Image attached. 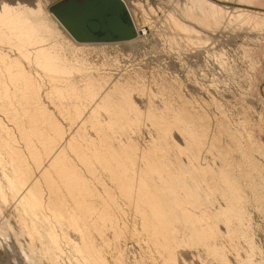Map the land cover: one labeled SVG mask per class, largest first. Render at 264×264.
<instances>
[{"label":"bare ground","instance_id":"1","mask_svg":"<svg viewBox=\"0 0 264 264\" xmlns=\"http://www.w3.org/2000/svg\"><path fill=\"white\" fill-rule=\"evenodd\" d=\"M36 3L0 5V210L9 208L17 232L28 236V257L35 264L64 258L69 264H179L185 248L200 247L213 264H263L252 211L264 215V147L246 120L240 132V125L221 119L231 136L223 145L192 104L181 108L168 98L138 104L139 73L100 72L63 30V13L54 10L84 0H57L50 9ZM223 9L210 0H186L178 10L182 19L168 17L193 36V25L205 33L216 29ZM235 13L264 25L258 13ZM68 32L78 42H105ZM214 144L218 163L205 159ZM128 239L141 246L130 261Z\"/></svg>","mask_w":264,"mask_h":264},{"label":"rangeland","instance_id":"2","mask_svg":"<svg viewBox=\"0 0 264 264\" xmlns=\"http://www.w3.org/2000/svg\"><path fill=\"white\" fill-rule=\"evenodd\" d=\"M16 1H21V3L25 4L30 3V6L33 3L37 4L36 2H40V4H43L41 5L42 7L46 8L48 6L49 8L47 7L46 9H50V5L57 0H0V5L3 2L14 3ZM77 1L82 2V0ZM124 1L136 30V34L132 39L116 42H78L62 25L63 30L70 36L67 35L71 42L74 41L73 43L75 44L77 42V46L83 48V55L86 54L85 56L89 59L90 63H94L97 68L100 67V72L110 73L113 76H120L125 73L129 74V72L130 74L139 73L140 84L144 86V91L141 94H135L136 96L140 95L138 102H141L138 104L142 105L149 98L152 102L154 101L156 104L160 103V105L164 101L167 102L166 99L168 98V100L170 99L168 103L171 104L173 102L172 105H180L182 106L181 108H187V106L189 107L192 104V108L197 107L195 109H199V112L200 110H203L201 113L205 112L204 114L207 115L208 120L211 122L208 121L209 126L214 125L208 128L210 130L209 133L211 131L213 132L212 134L219 132L217 134L220 135L218 140L221 139L220 141L224 142L226 138L225 142L227 141V144H229L228 141L231 140V136L229 135L230 133L228 134L230 137L227 136L228 131L223 130L224 127L222 125H229L227 122L231 121L232 124L229 126L235 128L246 120L248 127H252L253 137L254 134L257 137H254V139H257V141L261 139V142H259L264 147V25H262L263 27L260 25L259 28V25L255 26L257 25L255 18L256 21H253V19L248 23L250 19H245L243 15L242 18L239 16L240 20L238 16L235 18L233 15L235 10L238 14V12L244 9V11L249 10L250 12L258 13V20L260 18L264 19V0H253V2H251L252 0H210L224 7V13L227 12L224 14L226 17L223 16V24L222 22L221 24L219 23L220 26H216V29L210 27L209 31H214L213 33H208L209 31L206 28L207 34L205 30L202 32L201 28L200 31V29L193 25L195 28L194 34L192 33L193 36H191L190 32L186 34L188 31L183 33L176 30L175 25L173 26L172 24L173 21L170 22L171 17H168L171 13L176 18L181 17L178 10L185 4L186 0ZM136 2H138V5ZM180 17L179 19H182ZM243 18L245 19L244 21ZM196 29L199 32H196ZM201 32L202 34L197 35V37L196 33ZM185 34L191 37H186ZM208 35H211L210 37L212 38H207ZM205 36L206 39H204ZM175 94L179 96L180 100H178L179 98ZM182 97L184 98L182 99ZM176 101L179 102L176 104L174 103ZM184 101L189 102H186V105ZM180 102L186 106L181 105ZM222 118L227 119L226 124H223L225 120L222 121ZM216 121L219 124L221 123L219 127H222L224 135H222L218 126L215 128ZM258 122L261 123L259 124ZM240 126L235 129L238 131H240L239 129L242 130L243 127L242 125ZM146 127L148 128L149 126L147 125ZM243 133L245 134V131ZM145 135V132L142 133L139 136V140L147 137ZM210 136L211 134L208 135L209 138ZM208 137L206 139H209ZM218 140L216 141L218 142ZM213 141L217 143L215 140ZM139 142L142 143V141ZM178 142H181L180 138ZM225 142L223 145H226ZM229 142L231 143V141ZM214 145L216 146L215 149L213 148L215 153L212 151L207 152L208 155L205 154L207 161L217 160L213 156H216L219 152V147L217 148L219 144ZM216 148L217 151H215ZM232 150L234 153L236 152L234 149L229 150V152ZM211 153H213L212 156H210ZM232 153L229 154L232 155ZM206 156H210L212 159L210 157L207 159ZM218 159L220 158L218 157ZM218 161L214 162L218 163ZM13 217H11L9 208L4 209V211L0 210V264H35L31 257L29 256L30 260L28 257V254L30 255L29 248H27L28 236H23L22 233L17 232L18 225L16 224L15 217ZM6 221L8 227L4 224L3 228L2 223ZM252 224L254 241L260 248V253L258 252L256 256L261 258L264 264V215L258 211H252ZM2 231L5 233L3 232L2 234ZM123 246H125L127 251L126 261L132 260L135 255L137 257L141 252V246L136 241L128 239L123 243ZM239 247L241 248L239 253L244 254L245 245L242 239L239 240ZM185 250L179 256L180 259L183 258V260L179 259V264H213L212 260L207 259L206 255L202 253L203 251L200 247L185 248ZM229 250V252H226L228 254L226 256H228L227 258L231 262L235 260L233 259L235 252L231 249ZM60 261H62L60 264H69L66 258ZM37 264H50V262L47 259H41ZM159 264L162 263L160 262Z\"/></svg>","mask_w":264,"mask_h":264},{"label":"water","instance_id":"3","mask_svg":"<svg viewBox=\"0 0 264 264\" xmlns=\"http://www.w3.org/2000/svg\"><path fill=\"white\" fill-rule=\"evenodd\" d=\"M54 11L80 41H122L135 36V28L123 0H84ZM53 11V12H54Z\"/></svg>","mask_w":264,"mask_h":264}]
</instances>
